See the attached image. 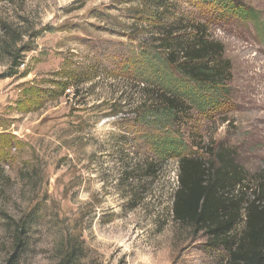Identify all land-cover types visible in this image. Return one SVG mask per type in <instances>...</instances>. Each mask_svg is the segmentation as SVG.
<instances>
[{"label": "rangeland", "instance_id": "1", "mask_svg": "<svg viewBox=\"0 0 264 264\" xmlns=\"http://www.w3.org/2000/svg\"><path fill=\"white\" fill-rule=\"evenodd\" d=\"M156 1L0 0L3 20L39 32L19 66L20 77L37 68L35 103L21 106L37 108V121L25 120L28 139L0 145V264L13 221L26 218L16 264H56L68 241L82 252L78 264L229 263L205 227L174 219L178 161L152 142L172 133L205 158L218 143L231 147L249 179L245 206L264 172V0H243L247 17L214 3L163 0L158 9ZM191 20L222 43L230 70L220 104L180 113L177 132L144 114L153 76L142 50L158 26ZM241 212L230 238L245 229Z\"/></svg>", "mask_w": 264, "mask_h": 264}, {"label": "trees", "instance_id": "2", "mask_svg": "<svg viewBox=\"0 0 264 264\" xmlns=\"http://www.w3.org/2000/svg\"><path fill=\"white\" fill-rule=\"evenodd\" d=\"M196 1L217 4L220 12L228 11L243 17L251 14L243 0ZM162 5L163 0L156 1L158 9ZM155 19L159 21L158 15ZM158 27L160 35L152 38L154 45L142 50L149 56L148 70L151 69L153 79L149 96L140 104L146 107L144 114L156 120L159 126L176 127L178 132L183 123L180 113L194 108L206 110L220 104L230 60L223 55L222 43L206 33L204 23L191 20L183 26ZM25 35L30 40H24ZM38 35L39 32L13 26L0 17V65L4 66L0 78L23 75L19 66L24 52L34 48L31 39ZM67 87L66 82L61 84V89ZM31 94V87L26 88L24 95L29 97L24 100L28 98L35 103ZM154 138L155 152L178 161V185L171 207L174 219L205 227L229 249L228 264H264V172L255 179L252 187H248L251 197L242 206L241 194L249 179L231 147L218 143L205 158L192 153L189 144L172 133ZM5 139L1 137L0 145L6 148L10 141ZM242 209L245 229L237 238H230L227 235L240 219ZM12 228L13 247L4 264L17 263L25 245L23 234L27 229V218L13 221ZM62 251L56 264H78L82 252L75 241H68Z\"/></svg>", "mask_w": 264, "mask_h": 264}, {"label": "crops", "instance_id": "3", "mask_svg": "<svg viewBox=\"0 0 264 264\" xmlns=\"http://www.w3.org/2000/svg\"><path fill=\"white\" fill-rule=\"evenodd\" d=\"M36 70L37 68L30 67L24 76H19L17 78L7 77L0 80L1 137L6 139H10L9 137H12L16 140H21L24 137L26 139V133L30 131V128L29 126H25V120L29 119L30 115H32L31 123H35L37 121V116H35L37 108L27 110L21 108V106L24 107L25 104H33V101L28 98L27 100H24V98L29 97L28 95H24V92L25 89L30 87L29 85H32L36 80V77L34 76ZM2 117L8 118L4 119Z\"/></svg>", "mask_w": 264, "mask_h": 264}, {"label": "built area", "instance_id": "4", "mask_svg": "<svg viewBox=\"0 0 264 264\" xmlns=\"http://www.w3.org/2000/svg\"><path fill=\"white\" fill-rule=\"evenodd\" d=\"M21 65H24V63L22 62V64ZM67 91L69 90V89H66Z\"/></svg>", "mask_w": 264, "mask_h": 264}]
</instances>
